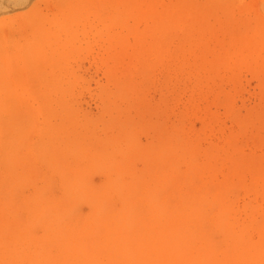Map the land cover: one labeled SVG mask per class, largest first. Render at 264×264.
<instances>
[{
    "label": "rangeland",
    "instance_id": "374dc122",
    "mask_svg": "<svg viewBox=\"0 0 264 264\" xmlns=\"http://www.w3.org/2000/svg\"><path fill=\"white\" fill-rule=\"evenodd\" d=\"M116 3L117 0H0V264H42V261L43 264L100 261H105L103 264L112 261L113 264H264V216H261L264 215V0H120ZM99 36L103 38L100 42ZM143 153L145 156L139 155ZM141 158L144 160L139 161ZM92 161L95 166L91 165ZM130 161L132 165H128ZM89 170L94 171L91 174ZM203 193L205 196L212 193L213 197H204ZM230 205L232 210L228 211ZM233 209L238 213H233ZM217 212L225 214L220 216ZM127 216L133 218L131 222ZM183 222L187 225H180ZM172 227L177 229L176 234ZM150 232L153 238L151 234L147 236ZM165 245L169 246L168 250ZM209 251L212 253L208 255Z\"/></svg>",
    "mask_w": 264,
    "mask_h": 264
},
{
    "label": "bare ground",
    "instance_id": "6f19581e",
    "mask_svg": "<svg viewBox=\"0 0 264 264\" xmlns=\"http://www.w3.org/2000/svg\"><path fill=\"white\" fill-rule=\"evenodd\" d=\"M118 1H120V0H117V3H116V4H118ZM112 5H113V4H112ZM144 6H145V5H144ZM185 6H186V5H185ZM111 7H112V6H111ZM220 7H221V6H220ZM218 9H219V7H218ZM224 9H225V8H224ZM227 9H228V8H227ZM227 9H226V11H227ZM106 10H107V9H106ZM219 10H220V9H219ZM214 11H215V10H214ZM222 11H223V10H222ZM220 12H221V10L219 11V13H220ZM212 13H213V11H212ZM212 13H211V14H212ZM118 14H119V13H118ZM222 14H223V13H222ZM222 14H221V15H222ZM231 14H232V13H231ZM231 14H230V15H231ZM235 14H236V13H235ZM235 14H234V17L237 16V15H235ZM105 15H107V14H105ZM116 15H117V14H116ZM119 15H120V14H119ZM227 15H228V14H227ZM230 15H229V16H230ZM214 16H215V15H214ZM243 16H244V15H243ZM246 16H247V14H246ZM118 17H119V16H118ZM198 17H199V16H198ZM215 17H218V16H215ZM226 17H227V16H226ZM231 17H233V16H230V18H231ZM237 17H240V16H237ZM221 18H222V17H221ZM230 18H229V19H230ZM199 19H200V17H199ZM209 19H210V18H209ZM209 19H208V20H209ZM236 19H237V18H236ZM244 19H246V18H244ZM218 20H219V19H218ZM226 20H227V19H226ZM230 20H231V19H230ZM86 21H87V20H86ZM211 21H212V20H211ZM224 21H225V20H224ZM239 21H240V20H239ZM129 22H130V21H129ZM222 22H223V21H221L220 23H222ZM235 22H236V21H235ZM58 23H60V22H57V24H58ZM116 23H117V22H116ZM208 23H209V22H208ZM216 23H217V22H216ZM220 23H219V24H220ZM94 24H95V23H94ZM214 24H215V23H214ZM219 24H218V25H219ZM243 24H244V23H243ZM218 25H217V26H218ZM93 26H94V25H93ZM102 26H103V25H102ZM222 26H223V25H222ZM222 26H221V27H222ZM58 27L60 28V26H58ZM58 27H57V28H58ZM146 27H147V26H146ZM221 27H220V28H221ZM234 27H235V25H234ZM70 28H71V27H70ZM133 28H134V27H133ZM207 28H208V27H207ZM217 28H219V27H217ZM237 28H238V27H237ZM52 29H53V28H52ZM102 29H103V28H102ZM117 29H118V28H117ZM222 29H223V27H222ZM224 29H225V28H224ZM224 29H223L222 31H224ZM57 30H58V29H57ZM74 30H75V29H74ZM208 30H209V29H208ZM51 31H52V30H51ZM94 31H95V30H94ZM142 31H143V30H142ZM249 31H250V29H249ZM58 32H59V31H58ZM58 32H57V33H58ZM60 32H62V30H60ZM73 32H76V31H73ZM101 32L103 33V30H101L100 33H101ZM220 32H221V30H220ZM57 33H55V34H57ZM129 33H130V32H129ZM63 34H64V33H63ZM70 34H72L71 31H70ZM93 34H94V32H93ZM141 34H142V33H141ZM225 34H226V33H225ZM74 36H75V35H74ZM74 36H72V37L74 38ZM86 36H87V35H86ZM72 37H71V38H72ZM75 37H76V36H75ZM100 37H101V36L98 37V38H99V42H100V39H103V38H100ZM62 38H63V37H62ZM69 38H70V37H69ZM112 38H113V37H112ZM214 38H215V37H214ZM220 38H221V37H220ZM76 39H77V38H76ZM153 39H154V38H153ZM161 39H162V38H161ZM161 39H160V40H161ZM90 40H91V39H89V42H90ZM225 40H226V39H225ZM227 40H228V39H227ZM64 41L66 42L65 39H64ZM73 41H74V40H73ZM91 41H92V40H91ZM130 41H131V40H130ZM93 42H94V41H93ZM59 43H60V42H59ZM103 43H105V42H103ZM119 43H120V42H119ZM90 44H92V43H90ZM106 44H107V43H106ZM106 44H105V45H106ZM124 44H125V43H124ZM211 44H212V43H211ZM92 45H93V44H92ZM117 45H118V44H117ZM226 45H227V44H226ZM106 46H108V45H106ZM110 46H111V45H110ZM121 46H122V45H121ZM89 47H91V45H90ZM102 47H103V46H102ZM86 48H87V47H86ZM217 48H218V47H217ZM87 49H89V48H87ZM105 49H106V47H105ZM109 49H110V48H109ZM134 49H135V48H134ZM134 49H133V50H134ZM95 50H96V49H95ZM71 51H72V50H71ZM88 51H89V50H88ZM107 51H108V50H107ZM142 51H143V50H142ZM105 53H106V51H105ZM147 53H148V52H147ZM93 54H94V53H93ZM95 54H96V53H95ZM95 54H94V55H95ZM90 55H91V54H90ZM120 55H121V54H120ZM153 55H154V54H153ZM103 56H105V55L103 54ZM180 56H181V55H180ZM125 57H126V56H125ZM129 58H130V57L128 56V60H129ZM163 58H164V57H163ZM115 59H116V58H115ZM151 60H152V56H151ZM95 61H96V60H95ZM119 62H120V61H119ZM125 62H126V61H124V63H125ZM114 63H115V62H114ZM117 63H118V61H117ZM132 63H133V62H132ZM118 64L120 65V63H118ZM118 64H117V65H118ZM130 65H131V64H130ZM153 67H154V66H153ZM124 68H125V65H124ZM109 69H110V68H109ZM119 69H120V68H119ZM135 69H136V68H135ZM239 69H240V68H239ZM140 70H141V69H140ZM107 71H108V69H107ZM116 71H117V70H116ZM118 71H119V70H118ZM125 71H127V70H125ZM125 73H128V72H125ZM125 73H124V74H125ZM118 74H119V73H118ZM122 74H123V73H122ZM137 74H138V73H137ZM139 74H140V73H139ZM139 74H138V76H139ZM220 74H221V73H220ZM115 75H116V74H115ZM117 76H118V75H117ZM123 76H124V75H123ZM134 76H135V75H134ZM120 77H121V76H120ZM124 77H125V76H124ZM128 77H129V76H128ZM115 78H116V77H115ZM136 78H137V77H136ZM136 78H135V82H136ZM137 80H138V78H137ZM215 80H216V78H215ZM215 80H214V81H215ZM133 82H134V80H133ZM131 83H132V81H131ZM215 83H216V81H215ZM263 85H264V84H263ZM134 86H137V85H134ZM76 91H77V90H76ZM74 92H75V91H74ZM74 94H75V93H74ZM101 104H102V102H101ZM105 114H106V113H105ZM106 115H107V114H106ZM206 115H207V113H206ZM232 115H233V114H232ZM204 116H205V115H204ZM207 116H208V115H207ZM125 117H126V116H125ZM106 119H107V118H106ZM126 120H127V119H126ZM123 121H124V120H123ZM122 123H123V122H122ZM122 123H121V125H123ZM126 123H127V122H126ZM130 123H131V122H130ZM258 123H259V122H258ZM256 124H257V123H256ZM251 125H252V124H251ZM251 125H250V126H251ZM124 126H125V125H124ZM130 126H131V124H130ZM256 126H257V125H256ZM99 127H101V126H99ZM121 127H122V126H121ZM121 127H120L121 130L124 129L123 127H122V128H121ZM125 128H126V126H125ZM128 128H129V127H128ZM128 128H127V129H128ZM250 128H251V127H250ZM113 129H114V128H113ZM127 129H126V130H127ZM248 129H249V128H248ZM120 132H121V131H120ZM126 132H127V131H126ZM205 133H206V132H205ZM210 133H212V131H211ZM99 134H100V133H99ZM102 134H103V133H102ZM115 134H116V133H115ZM133 134H134V133H133ZM124 135H125V131H124ZM210 135H212V134H210ZM101 136H102V135H101ZM208 136H209V135H208ZM239 136H240V135H239ZM102 137H103V136H102ZM129 137H131V136H129ZM229 137H230V136H229ZM94 138H96V137H94ZM107 138L109 139L108 136H107ZM122 138H123V137H122ZM127 138H128V137H127ZM133 138H134V136H133ZM133 138H132V140H134ZM96 139L98 140V137H97ZM96 139H95V140H96ZM129 139L131 140V138H129ZM135 139H136V138H135ZM242 139H243V138H242ZM93 140H94V139H93ZM97 140H96V141H97ZM111 140H112V138H111ZM123 140H124V139H123ZM137 140H138V139H136L135 141H137ZM235 140H236V139H235ZM237 140H238V139H237ZM239 140H240V139H239ZM251 140H252V139H251ZM102 141H103V140H102ZM109 141H110V140H109ZM118 141H119V139H118ZM123 142H124V141H123ZM223 142H224V141H223ZM238 142H239V141H238ZM252 142H254V140H252ZM78 143H79V142H78ZM103 143L105 144L104 141H103ZM109 143H110V142H109ZM121 143H122V142H121ZM134 143H135V142H134ZM185 143H186V142H185ZM100 144H101V139H100ZM106 144H107V143H106ZM115 144H116V142H115ZM117 144H118V142H117ZM123 144H124V143H123ZM126 144H127V143H126ZM126 144H124V145L126 146ZM129 144H130V143H129ZM167 144H168V143H167ZM181 144L183 145V143H181ZM181 144H180V145H181ZM242 144H244V143L242 142ZM92 145H93V144H92ZM107 145H110V144H107ZM113 145H114V144H113ZM120 145H121V144H120ZM131 145H132V144H131ZM175 145H176V144H175ZM184 145H185V144H184ZM192 145H193V143H192ZM100 146H101V145H100ZM115 146H116V145H115ZM122 146H123V145H122ZM122 146H121V147H122ZM129 146H130V145H129ZM164 146H165V145H164ZM169 146H173V145H170V144H169ZM169 146H168V147H169ZM177 146H178V145H177ZM185 146H186V145H185ZM193 146H194V145H193ZM254 146H255V145H254ZM92 147H93V146H92ZM95 147H97V146H95ZM102 147H103V146H102ZM102 147H101V148H102ZM121 147H120V148H121ZM123 147H124V146H123ZM126 147H128V145H127ZM181 147H182V146H181ZM181 147H177V148H181ZM183 147H184V146H183ZM183 147H182V148H183ZM232 147H233V146H232ZM234 147H235V146H234ZM87 148H88V147H87ZM97 148H99V147H97ZM101 148H100V149H101ZM114 148H115V147H114ZM117 148H118V147H117ZM117 148H116V149H117ZM132 148H133V146H132ZM134 148H135V147H134ZM134 148H133V149H134ZM163 148H164V147H162V149H163ZM170 148H171V147H170ZM177 148H176V149H177ZM193 148H194V147H193ZM235 148H236V147H235ZM238 148H239V145H238ZM238 148H237V149H238ZM244 148H245V147H244ZM262 148H263V147H261V149H262ZM21 149H22V147H21ZM94 149H95V148H94ZM121 149H122V148H121ZM125 149H126V148H125ZM127 149H128V148H127ZM130 149H131V148H130ZM183 149H184V148H183ZM219 149H221V147H220ZM225 149L228 150V148H225ZM73 150H74V149H73ZM73 150H72V151H73ZM97 150H98V149H97ZM101 150H102V149H101ZM104 150H105V149H104ZM104 150H103V151H104ZM122 150H123V149H122ZM128 150H129V149H128ZM173 150H174V149H173ZM229 150H230V149H229ZM229 150H228V151H229ZM232 150H233V148H232ZM235 150H236V149H235ZM235 150H234V151H235ZM245 150H246V149H245ZM255 150H256V149H255ZM110 151H111V150H110ZM116 151H117V150H116ZM131 151H132V150H131ZM135 151H136V152H137V151L139 152V149H138V150H135ZM135 151H134V153H136ZM160 151H161V150H160ZM192 151H193V149H192ZM192 151H191V152H192ZM212 151H213V150H212ZM215 151H216V149H215ZM222 151H223V149H222ZM237 151H238V150H237ZM243 151H244V150H243ZM74 152H75V151H74ZM74 152H73V153H74ZM92 152H93V151H92ZM97 152H98V151H96V154H97ZM114 152H115V151H114ZM118 152H119V151H118ZM158 152H159V151H158ZM163 152H164V151H163ZM167 152H168V151H167ZM170 152H171V150H170ZM181 152H182V151H181ZM183 152H184V150H183ZM185 152H186V150H185ZM219 152H220V151H219ZM255 152H256V151H255ZM18 153H20V152H18ZM18 153H17V154H18ZM109 153H110V152H109ZM124 153H125V152H124ZM124 153H122V154L124 155ZM130 153H131V152H130ZM130 153H129V154H130ZM132 153H133V152H132ZM132 153H131V154H132ZM140 153H141V152H140ZM153 153H154V152H153ZM161 153H162V152H161ZM161 153H160V154H161ZM165 153H166V152H164V154H165ZM197 153H198V152H197ZM212 153H214V152H212ZM224 153L227 154V151L225 150ZM60 154H61V153H60ZM87 154H88V153H87ZM106 154H107V153H106ZM127 154H128V153H127ZM131 154H130V155H131ZM157 154H158V153H157ZM157 154H156V155H157ZM171 154H173V153H171ZM195 154H196V153H195ZM214 154H215V153H214ZM219 154H220V153H219ZM234 154H235V153H234ZM18 155H19V154H18ZM72 155H73V154H72ZM103 155H105V154H103ZM114 155H115V154H114ZM118 155H119V153H118ZM118 155H117V156H118ZM120 155H121V154H120ZM123 155H122V156H123ZM139 155H144V156H145L144 153H143V154H139ZM139 155H138V156H139ZM149 155H150V154H149ZM152 155H153V154H152ZM154 155H155V154H154ZM156 155H155V156H156ZM161 155H162V154H161ZM168 155H169V152H168ZM191 155H192V153H191ZM191 155H190V157H191ZM208 155H209V154H208ZM68 156H69V155L67 154V157H68ZM111 156H113V155H111ZM122 156H120V157H122ZM127 156H128V155H127ZM144 156H142V157H144ZM173 156H174V154H173ZM177 156H178V155H177ZM180 156H181V155H180ZM193 156H194V154L192 155V157H193ZM217 156H219V155L217 154ZM224 156H225V155H224ZM228 156H229V153H228ZM48 157H49V156H48ZM58 157H60V156H58ZM61 157H62V155H61ZM103 157H104V156H103ZM106 157H107V156H106ZM113 157H114V156H113ZM113 157H111V158H113ZM115 157H116V156H115ZM123 157H124V156H123ZM132 157H133V156H132ZM160 157H161V156H160ZM187 157H188V156H187ZM209 157H211V156H209ZM212 157H213V156H212ZM219 157H220V156H219ZM233 157H234V156H233ZM235 157H236V156H235ZM92 158H93V157H92ZM133 158H134V157H133ZM137 158H138V157H137ZM154 158H155V157H153V159H154ZM169 158H170V156H169ZM169 158H168V159H169ZM171 158H172V156H171ZM173 158H174V157H173ZM176 158H177V157H176ZM178 158H179V157H178ZM178 158H177V159H178ZM181 158H182V157H180V160H181ZM230 158H231V157H230ZM230 158H229V159H230ZM101 159H102V157H101ZM105 159H106V158H105ZM105 159H104V160H105ZM107 159H108V157H107ZM127 159H128V158H127ZM163 159H164V158H163ZM168 159H167V160H168ZM187 159H188V158H187ZM217 159H218V158H217ZM217 159H216V160H217ZM245 159H246V158H245ZM245 159H244V160H245ZM61 160H62V159H61ZM70 160H71V157H70ZM93 160H94V159H93ZM111 160H112V159H111ZM130 160H131V158H130ZM132 160H133V162H134V161L136 160V158H135V160H134V159H132ZM141 160H144V159L141 158L139 161H141ZM145 160H146V158H145ZM147 160H148V159H147ZM183 160H186V159L183 158ZM216 160H215V161H216ZM219 160H220V159H219ZM55 161H56V160H55ZM55 161H54V163H56ZM71 161H72V160H71ZM105 161H106V160H105ZM125 161H126V160H125ZM125 161H124V162H125ZM139 161H138V162H139ZM165 161H166V160H165ZM193 161H194V160H193ZM211 161H212V160H211ZM220 161H221V160H220ZM222 161H223V159H222ZM225 161H226V160H225ZM229 161H230V160H229ZM233 161H234V160H233ZM18 162H19V161H18ZM60 162H61V161H60ZM63 162L66 163L65 161H63ZM69 162H70V161H69ZM111 162H113V161H111ZM133 162L130 161V163H128V165L131 164V163H133ZM136 162H137V161H136ZM143 162H145V161H143ZM163 162H164V161H163ZM168 162H169V161H168ZM175 162H176V161H175ZM185 162H186V161H185ZM43 163H44V162H43ZM50 163H51V162H50ZM67 163H68V162H67ZM67 163H66V164H67ZM72 163H73V162H72ZM83 163H84V162H83ZM94 163H95V162H94ZM94 163H93V161H92L91 165H93ZM101 163H102V162H101ZM101 163L98 164V165L100 166V168H101ZM105 163H107V162H105ZM105 163H104V164H105ZM116 163H117V162H116ZM134 163H135V162H134ZM151 163H152V162H151ZM165 163H166V162H165ZM165 163H164V164H165ZM194 163H195V162H194ZM217 163H218V161H217ZM217 163H216V164H217ZM223 163H225V162H223ZM229 163H231V162H229ZM57 164H58V162H57ZM79 164H80V163H79ZM88 164H90V163H88ZM104 164H103V166H106V165H104ZM178 164H179V162H178ZM219 164H220V162L218 163V165H219ZM221 164H222V163H221ZM232 164H233V163H232ZM232 164H231V165H232ZM21 165H23V164H21ZM21 165H18V166H20V168H21ZM45 165H46V164H45ZM59 165H60V164H59ZM61 165H62V164H61ZM69 165H70V164H69ZM109 165H110V166H109L108 168L110 169V168H111V163H110ZM114 165H115V164H114ZM114 165H112V166L114 167ZM119 165H120V164H119ZM131 165H132V164H131ZM171 165H172V164H171ZM184 165H185V164H184ZM218 165H217V166H218ZM30 166H32V165H30ZM36 166H37V165H35V167H36ZM54 166H55V165H54ZM70 166H71V165H70ZM70 166H69V167H70ZM77 166H78V165H77ZM93 166H95V165H93ZM93 166H92V167H93ZM107 166H108V165H107ZM151 166H152V165H151ZM151 166H150V167H151ZM178 166H179V165H177V168L180 169ZM217 166H216V168H218ZM46 167H47V165H46ZM67 167H68V166H67ZM84 167H85V166H84ZM84 167H83V168H84ZM88 167H89V166H88ZM132 167H133V166H131L130 168H132ZM219 167H220V166H219ZM228 167H229V166H228ZM237 167L240 168L239 165H238ZM237 167H236V168H237ZM25 168H26V166H25ZM25 168H24V169H25ZM36 168H38V167H36ZM52 168H53V167H52ZM64 168H65V166H64ZM76 168H77V167H76ZM100 168H99V169H100ZM106 168H107V167H106ZM106 168H105V169H106ZM134 168H135V167H133V169H134ZM147 168H148V167H147ZM174 168H175V167H174ZM181 168H182V167H181ZM183 168H184V167H183ZM185 168H186V167H185ZM190 168H192V167H190ZM236 168H235V169H236ZM238 168H237V169H238ZM22 169H23V168H22ZM27 169H28V168H27ZM27 169H26V170H27ZM29 169H30V168H29ZM57 169H58V167H57ZM70 169H71V168H70ZM79 169H80V168H79ZM89 169H90V168H89ZM94 169H95V168H94ZM122 169H123V168H122ZM136 169H137V168H136ZM198 169H199V167H198ZM212 169H213V168H211V170H212ZM53 170H54V169H52V171H53ZM65 170H66V168H65ZM68 170H69V168H68ZM68 170H67V171H68ZM95 170H96V169H95ZM110 170H111V169H110ZM110 170H107V171L109 172ZM129 170H130V169H129ZM131 170H132V169H131ZM134 170H135V169H134ZM147 170H148V169H147ZM172 170H173V169H172ZM172 170H171V171H172ZM215 170H216V169H215ZM219 170H221V168H220ZM222 170H223V169H222ZM18 171H19V170H18ZM32 171H34V169H31V172H32ZM38 171H39V170H38ZM40 171H41V169H40ZM56 171H57V170H56ZM61 171H62V170L60 169V172H61ZM75 171H76V170H75ZM89 171H91V170H89ZM93 171H94V170L91 171V174L93 173ZM100 171H101V170H100ZM102 171H103V170H102ZM137 171H138V170H137ZM137 171H136V172H137ZM173 171H174V170H173ZM173 171H172V172H173ZM176 171H177V170H176ZM179 171H180V170H179ZM194 171H195V170H194ZM194 171H193V172H194ZM196 171H197V170H196ZM199 171H200V170H199ZM234 171H235V170H234ZM96 172H97V170H96ZM98 172H99V171H98ZM104 172H105V171H104ZM108 172H107V173H108ZM168 172H169V171H168ZM190 172H191V171H190ZM190 172H189V173H190ZM19 173H20V171H19ZM27 173H28V172H27ZM41 173H42V172H41ZM69 173H70V172H69ZM79 173H80V172H79ZM79 173H78L77 175H79ZM82 173H83V171H82ZM132 173H133V171H132ZM137 173H138V172H137ZM179 173H180V172H179ZM195 173H196V172H195ZM206 173H207V172H206ZM20 174H21V173H20ZM45 174H46V173H45ZM45 174H44V175H45ZM60 174H61V173H60ZM84 174H85V173H84ZM86 174H87V173H86ZM89 174H90V173H89ZM111 174H112V172H111ZM115 174H116V173H115ZM134 174H135V171H134ZM134 174H133V175H134ZM150 174H151V173H150ZM170 174H171V173H170ZM172 174H174V173H172ZM181 174H182V172L180 173V175H181ZM186 174H188V173L186 172ZM196 174H197V173H196ZM198 174H199V173H198ZM208 174H210V173H207V175H208ZM62 175H63V174H62ZM104 175H105V174H104ZM113 175H114V174H113ZM156 175H157V174H156ZM156 175H154V176H156ZM175 175H177V174H175ZM211 175H212V174H211ZM224 175H225V174H224ZM19 176H20V175H19ZM35 176H36V175H35ZM64 176H65V175H64ZM107 176H108V175H107ZM109 176H110V175H109ZM177 176H178V175H177ZM184 176H185V175H184ZM196 176H197V175H196ZM225 176H226V175H225ZM27 177H28V176H27ZM45 177H46V179H47V176H45ZM62 177H63V176H62ZM72 177H73V176H72ZM78 177H79V176H78ZM83 177H85V176L83 175ZM113 177H114V176H113ZM118 177H119V176H118ZM138 177H139V176H138ZM149 177H150V176H149ZM164 177H165V176H164ZM169 177H170V175H169ZM180 177H182V176H180ZM191 177H192V176H191ZM204 177H205V176H204ZM204 177H202V179H203ZM208 177H209V176H208ZM68 178H69V177H68ZM73 178H74V177H73ZM75 178H76V177H75ZM108 178H109V177H108ZM116 178H117V177H116ZM119 178H120V177H119ZM182 178H183V177H182ZM184 178H185V177H184ZM206 178H207V176H206ZM77 179H78V178H77ZM88 179H89V178H88ZM167 179H168V177H167ZM175 179H177V178L175 177ZM215 179H216V178H215ZM56 180H57V179H56ZM63 180H65V178H64ZM66 180H67V178H66ZM70 180H71V178H70ZM75 180H76V179H75ZM79 180L81 181V179H79ZM79 180H76V181L80 182ZM83 180H84V179H83ZM83 180H82V181H83ZM124 180H125V179H124ZM129 180H130V179H129ZM131 180H132V175H131ZM147 180H148V179H147ZM154 180H155V179H154ZM163 180H164V179H163ZM173 180H174V179H173ZM177 180H178V179H177ZM184 180H185V179H184ZM190 180H192V178H191ZM190 180H189V181H190ZM213 180H214V179H213ZM67 181H68V182H71V181H69V180H67ZM76 181H74V184H75ZM107 181H108V180H107ZM109 181H111V180H109ZM112 181H113V180H112ZM118 181H119V180H118ZM139 181H140V179H139ZM144 181H145V180H144ZM181 181H182V180H181ZM57 182H58V181H57ZM63 182H64V181H63ZM84 182H85V181H84ZM87 182H88V181H87ZM158 182H159V181H158ZM187 182H188V181H187ZM191 182H192V181H190V184L192 185ZM194 182H195V181H194ZM194 182H193V184H194ZM198 182H199V180H198ZM201 182H202V181H201ZM201 182H200V183H201ZM211 182H212V181H211ZM40 183H41V182H40ZM43 183H45V182H43ZM43 183H42V184H43ZM48 183H49V182H48ZM165 183H167V182H165ZM179 183H180V182H179ZM200 183H199V184H200ZM205 183H208V182L205 181ZM209 183H210V182H209ZM209 183H208V185H210ZM235 183H236V181H235ZM248 183H249V182H248ZM59 184H60V183H59ZM74 184H73V185H74ZM113 184H114V183H113ZM150 184H151V183H150ZM159 184H160V183H159ZM221 184H222V183H221ZM221 184H220V185H221ZM224 184H225V183H224ZM37 185H38V184H37ZM61 185H62V183H61ZM63 185H64V184H63ZM67 185H68V183H67ZM77 185H79V184H77ZM82 185H83V182H82ZM107 185H108V184H107ZM107 185H106V186H107ZM118 185H119V184H118ZM118 185H117V187H118ZM148 185H149V183H148ZM167 185H169V184H167ZM177 185H179V184H177ZM197 185H198V184H197ZM200 185H202V183H201ZM233 185H234V184H233ZM39 186H40V185H39ZM46 186H47V185H46ZM69 186H70V185H69ZM69 186H68V187H69ZM74 186H75V185H74ZM80 186H81V184H80ZM80 186H79V187H80ZM83 186H84V185H83ZM86 186H87V185H86ZM86 186H84V187H86ZM108 186H109V185H108ZM108 186H107V187H108ZM113 186H115V185H113ZM146 186H147V185H146ZM146 186H144V187H146ZM157 186H159V185H157ZM164 186H165V185H164ZM193 186L195 187L196 184L193 185ZM202 186H203V185H202ZM202 186H201V187H202ZM210 186H211V185H210ZM212 186H213V185H212ZM61 187H62V186H61ZM77 187H78V186H77ZM103 187H104V186H103ZM111 187H112V185H111ZM148 187H149V186H148ZM154 187H155V186H154ZM160 187H161V186H160ZM166 187H167V186H166ZM178 187H179V186H178ZM180 187H181V185H180ZM194 187H193V188H194ZM213 187H214V186H213ZM232 187H233V186H231V188H232ZM56 188H57V187H56ZM59 188H60V187H59ZM63 188H65V187H63ZM70 188H71V187H70ZM146 188H147V187H146ZM216 188H217V187H216ZM241 188H242V187H241ZM33 189H34V188H33ZM35 189H36V188H35ZM80 189H81V188H80ZM86 189H87V188H86ZM106 189H107V188H106ZM106 189H105V190H106ZM110 189H111V188H110ZM117 189H118V188H117ZM120 189H121V187H120ZM122 189H124L123 186H122ZM147 189H148V188H147ZM183 189H184V188H183ZM183 189L181 188V191H182ZM195 189H197V187H196ZM203 189H204V188H203ZM232 189H233V188H232ZM242 189H243V188H242ZM58 190H59V189H58ZM58 190H57V191H58ZM74 190H75V189H74ZM74 190H73V191H74ZM84 190H85V189H84ZM111 190H112V189H111ZM114 190H115V188H114ZM124 190H126V188H125ZM124 190H123V192H124ZM193 190H194V189H193ZM200 190H201V189H200ZM212 190H213V188H212ZM215 190H216V189H215ZM248 190H249V189H248ZM248 190H246V191H248ZM250 190H251V189H250ZM91 191H92V190H91ZM112 191H113V190H112ZM156 191H157V190H156ZM181 191H179V192H181ZM85 192H86V190H85ZM87 192H88V191H87ZM89 192H90V191H89ZM109 192H110V191H109ZM116 192H117V191H116ZM179 192H178V193H179ZM193 192H194V191H193ZM195 192H196V191H195ZM200 192H201V191H200ZM200 192H199V193H200ZM207 192H208V190H206L205 193H207ZM235 192H236V191H235ZM73 193H74V192H73ZM112 193L114 194L115 192H112ZM124 193H127V192H124ZM153 193H155V192H153ZM205 193H203V195H204ZM213 193H214V190H213ZM215 193H216V192H215ZM245 193H246V192H245ZM248 193H249V192H248ZM250 193H252V192H250ZM48 194H49V193H48ZM62 194H63V191H62ZM74 194H75V193H74ZM91 194H92V193H91ZM104 194H105V193H104ZM113 194H112V195H113ZM128 194H129V193H128ZM144 194H145V193H144ZM147 194H149V193H147ZM180 194H181V193H180ZM184 194H185V192H184ZM200 194H201V193H200ZM211 194H212V193H210L209 195L212 196ZM216 194H217V193H216ZM232 194H233V193H232ZM243 194H244V193H243ZM53 195H54V194H53ZM105 195H106V194H105ZM192 195H193V194H192ZM209 195H207V196H209ZM217 195H218V194H217ZM221 195H222V193H221ZM224 195H228V194H224ZM244 195H245V194H244ZM259 195H260V194H259ZM259 195H258V197H260ZM30 196H31V195H30ZM89 196H90V194H89ZM110 196H111V194H110ZM110 196H109V198H110ZM129 196H130V195H129ZM153 196H155V195H153ZM193 196H195V195H193ZM196 196H198V195H196ZM207 196L204 195V197H207ZM240 196H242V195H240ZM252 196H253V195H252ZM46 197H47V196H46ZM64 197H65V196H64ZM100 197H102V196H100ZM107 197H108V196H107ZM113 197H114V196H113ZM133 197H134V196H133ZM212 197H213V196H212ZM217 197H218V196H217ZM222 197H223V196H222ZM232 197H233V196H232ZM236 197H237V195H236ZM248 197H249V196H248ZM255 197H256V196H255ZM104 198L106 199V197H104ZM109 198H108L107 200H109ZM125 198H126V197H125ZM127 198H128V196H127ZM145 198H146V197H145ZM147 198H149V195H148ZM153 198H154V197H153ZM210 198H211V197H210ZM218 198H219V197H218ZM238 198H239V196H238ZM244 198H245V196H244ZM244 198H242V199H244ZM60 199H61V198H60ZM86 199H87V198H86ZM102 199H103V198H102ZM139 199H141V198H139ZM151 199H152V198H151ZM172 199H173V198H172ZM178 199H182V198H180V196H179ZM225 199H226V198H225ZM233 199H234V197H233ZM248 199H249V198H248ZM252 199H253V198H252ZM261 199H262V198H261ZM27 200H28V199H27ZM107 200H106L105 202H107ZM114 200H115V199H114ZM148 200H149V199H148ZM153 200H154V199H153ZM153 200H150V201H153ZM159 200H160V199H159ZM159 200H158V201H159ZM184 200H185V199H184ZM184 200H181V202H182V201L184 202ZM199 200H200V198H198V201H199ZM205 200H206V199H205ZM209 200H210V199H209ZM209 200H208V201H209ZM211 200H212V199H211ZM214 200H216V198H215ZM218 200H219V199H218ZM221 200H222V199H221ZM223 200H224V199H223ZM236 200H237V199H236ZM86 201H87V200H86ZM109 201H110V200H109ZM119 201H120V199H119ZM122 201H123V200H122ZM127 201H128V199H127ZM186 201H187V200H186ZM198 201H197V202H198ZM232 201H234V200H232ZM256 201H258V200H256ZM139 202H140V201H139ZM202 202H204V200H202ZM206 202H207V201H206ZM206 202H204V203L206 204ZM210 202H211V201H210ZM212 202H213V201H212ZM219 202H220V200H219ZM235 202H236V201H235ZM238 202H240V201H238ZM242 202H243V201H242ZM31 203H32V202H31ZM61 203H62V202H61ZM91 203H92V202H91ZM91 203L89 202L90 205H91ZM112 203H113V202H112ZM120 203H121V202H120ZM128 203H129V202H128ZM143 203H144V202H142V205H143ZM146 203H147V202H146ZM217 203H218V201H217ZM228 203H230V202H228ZM228 203H227V204H228ZM233 203H234V202H233ZM249 203H250V200H249ZM253 203H254V202H253ZM257 203H258V202H257ZM114 204H115V201H114ZM116 204H117V201H116ZM183 204H184V203H183ZM207 204H208V202H207ZM235 204H238V203H235ZM84 205H85V204H84ZM90 205H89V206H90ZM133 205H134V204H133ZM170 205H171V204H170ZM194 205H195V204H194ZM194 205H193V206H194ZM240 205H241V204H240ZM244 205H245V204H244ZM246 205H248V204H246ZM32 206H33V205H32ZM86 206H87V205H86ZM106 206H107V205H106ZM115 206H116V205H115ZM180 206H181V204H180ZM201 206H202V205H201ZM201 206H199V207H201ZM206 206H207V205H206ZM212 206H213V203L211 204V207H212ZM224 206H225V205H224ZM227 206H228V205H227ZM233 206H236V205H233ZM252 206H253V205H252ZM252 206H251V207H252ZM254 206H255V205H254ZM95 207H96V206H95ZM98 207H99V206H98ZM128 207H130V206H128ZM152 207H153V206H152ZM185 207H188L187 204H186ZM191 207H192V206H191ZM195 207H196V206H195ZM202 207H203V206H202ZM231 207H232V205H230V208H231ZM242 207H243V206H242ZM247 207H248V206H247ZM92 208H93V206H92ZM92 208H90V209H92ZM122 208H123V207H122ZM140 208H141V207H140ZM140 208H139V209H140ZM181 208H182V207H181ZM183 208H184V206H183ZM189 208H190V206H189ZM249 208H250V206H249ZM249 208H247V210H248ZM258 208H259V207H258ZM96 209L99 210L100 208H99V209L96 208ZM146 209H148V208H146ZM184 209H185V208H184ZM194 209H195V208H194ZM194 209H192V211H193ZM198 209H199V208H198ZM202 209H204V208H202ZM202 209H201V210L199 209V210L202 211ZM223 209H224V207H223ZM223 209H222V210H223ZM234 209L236 210L237 207L234 208ZM234 209H233V213L235 212ZM243 209H244V208H243ZM243 209H242V211H243ZM39 210H40V209H39ZM97 210H95V211H97ZM105 210H106V208H105ZM108 210H109V209H108ZM110 210H111V209H110ZM127 210H128V208H127ZM189 210H190V209H189ZM196 210H197V209H196ZM204 210H205V209H204ZM213 210H215V209H213ZM224 210H225V209H224ZM224 210H223V212H225ZM226 210H227V209H226ZM230 210H232V208L229 209L228 211H230ZM240 210H241V208H240ZM100 211H101V209H100ZM103 211H104V210H103ZM103 211H101V212H102V213H105V212H106V211H104V212H103ZM133 211H134V210H133ZM147 211H148V210H147ZM154 211H155V210H154ZM187 211H188V210H187ZM194 211H195V210H194ZM205 211H206V210H205ZM211 211H212V209H209V212H211ZM220 211H221V210H219L218 212H220ZM237 211H238V209H237ZM237 211H236V212H237ZM93 212H94V211H93ZM107 212H109V211H107ZM122 212H123V211H122ZM139 212H140V211H139ZM141 212H142V211H141ZM190 212H191V211H190ZM207 212H208V211H207ZM218 212L216 213L217 215L219 214ZM231 212H232V211H231ZM236 212H235V213H236ZM239 212H241V211H239ZM247 212H248V211H247ZM81 213H82V212H81ZM90 213H91V211H90ZM96 213L98 214V212H96ZM102 213H101V214H102ZM116 213H117V212H116ZM195 213H196V211H195ZM195 213H194V214H195ZM198 213L200 214V212H198ZM237 213H238V212H237ZM242 213H243V212H242ZM253 213H255V212L253 211ZM99 214H100V213H99ZM123 214H124V213H123ZM125 214H126V213H125ZM135 214H136V213H135ZM141 214H142V213H141ZM188 214H189V213H188ZM188 214H187V215H188ZM212 214H213V213H212ZM224 214H225V213H224ZM224 214H222V215H224ZM229 214H230V213H229ZM243 214H244V213H243ZM258 214L260 215V213H258ZM84 215H85V214H84ZM87 215H88V214H87ZM106 215H107V214H106ZM118 215H119V213H118ZM136 215H138V214H136ZM139 215H140V214H139ZM149 215H150V214H149ZM190 215H191V214H190ZM200 215H201V214H200ZM200 215H198V216L196 217V219H199V216H200ZM217 215H216L215 217H217ZM219 215L222 216L221 214H219ZM227 215H228V212H227ZM227 215H225V216H227ZM230 215H232V214H230ZM239 215H240V214H239ZM239 215H238V217H239ZM247 215H249V214L247 213ZM96 216H97V215H96ZM96 216H94V217H96ZM98 216H100V215H98ZM98 216H97V218H98ZM109 216H111V215H109ZM109 216H108V217H109ZM123 216H125V215H123ZM143 216H144V215H143ZM151 216H152V215H151ZM151 216H149V217H151ZM153 216H154V215H153ZM176 216H177V215H176ZM183 216H184V215H182V217H183ZM195 216H196V215H195ZM201 216H202V215H201ZM205 216H206V215H205ZM205 216H204V217H205ZM234 216H235V215H234ZM261 216L263 217L264 215H261ZM50 217H52V216H50ZM106 217H107V216H106ZM185 217H186V220H187V216H185ZM211 217H213V216L211 215ZM254 217H255V216H254ZM52 218L54 219V216H53ZM91 218H93V216H92ZM99 218H101V217H99ZM99 218H98V219H99ZM104 218H105V217H104ZM126 218H128V216H127ZM129 218H130V216H129ZM129 218H128V219H129ZM161 218H162V217H161ZM168 218H170V217H168ZM172 218H173V216H172ZM179 218H180V215H179ZM190 218H191L190 220H192V216H191ZM222 218H223V217H222ZM222 218H220V219L223 220ZM243 218H244V217H243ZM246 218H247V216H246ZM248 218H249V217H248ZM72 219H73V217H72ZM89 219H90V218H89ZM94 219H96V218H94ZM94 219H93V220H94ZM110 219H111V218H110ZM112 219L114 220V218H112ZM132 219H133V218L129 219V221L132 220ZM147 219H148V218H147ZM159 219H160V217H159ZM170 219H171V218H170ZM176 219H177V218H176ZM180 219H181V218H180ZM180 219H179V220H180ZM194 219H195V217H194ZM196 219H195V220H196ZM201 219H202V218H201ZM220 219H219V220H220ZM225 219H226V218H225ZM250 219H251V218H250ZM250 219H249V221L253 220V219H251V220H250ZM263 219H264V218H263ZM73 220H74V219H73ZM84 220H87V219H84ZM84 220H83V221H84ZM90 220H91V219H90ZM93 220H91V221H93ZM100 220H101V219H100ZM123 220H124V219H123ZM153 220H154V219H153ZM155 220H156V219H155ZM179 220H178V221H179ZM182 220H184V219H181V221H182ZM190 220H188V221H189V223L191 224ZM202 220H203V219H202ZM217 220H218V218H217ZM53 221H54V220H53ZM70 221H71V219H70ZM88 221H89V220H88ZM129 221H128V222H129ZM147 221H148V220H147ZM151 221H152V220H151ZM151 221H150V222L148 221L149 224H151ZM161 221H162V220H160V222H159V220H158L157 222L161 223ZM164 221H166V219H164ZM169 221H172V220H168V222H169ZM174 221H175V220H174ZM174 221H173V222H174ZM224 221H225V220H224ZM246 221H247V220H246ZM256 221H257V220H256ZM96 222L98 223V221H96ZM96 222H94V224H96ZM100 222H101V221H100ZM105 222H106V221H105ZM110 222H111V221H110ZM112 222H114V221H112ZM130 222H131V221H130ZM133 222H134V221H132V223H133ZM137 222H139V219H138ZM137 222H135V223H137ZM162 222H163V221H162ZM166 222H167V221H166ZM179 222H180V221H179ZM192 222H193V221H192ZM194 222L196 223V221H194ZM214 222H215V221H214ZM217 222H218V221H217ZM217 222H215V223H217ZM225 222H226V221H225ZM227 222H228V220H227ZM241 222H243V221H241ZM46 223H47V222H46ZM53 223H54V222H53ZM86 223H87V222H86ZM115 223H116V222H115ZM120 223H121V222H120ZM120 223H119V224H120ZM124 223H125V222H124ZM126 223H127V222H126ZM144 223H145V222H144ZM163 223H164V222H163ZM170 223H172V222H170ZM187 223H188V222H187ZM198 223H199V222H198ZM202 223H207V222H202ZM243 223H245V222H243ZM249 223H250V222H249ZM249 223H248V226H249ZM70 224H71V223H70ZM73 224H74V223H73ZM76 224H77V223H76ZM101 224H102V223H101ZM110 224H111V223H110ZM110 224H109V226H110ZM127 224H128V223H127ZM147 224H148V223H146V225H147ZM152 224H153V221H152ZM157 224H158V223H157ZM183 224H184V222H183L182 224L180 223V225H182V226H183ZM209 224H210V223H209ZM229 224H230V223H228V225H229ZM250 224H251V223H250ZM256 224H257V222H256ZM55 225H56V224H55ZM84 225H85V224H84ZM98 225H99V223H98ZM105 225H106V224H105ZM128 225H129V224H128ZM135 225H137V224H135ZM168 225H169V223H168ZM174 225H175V224H174ZM176 225L179 226V224H176ZM176 225H175V226H176ZM184 225H187V224H184ZM200 225H201V223H200ZM218 225H219V223H218ZM220 225H221V224H220ZM21 226H22V223H21ZM88 226H89V225H88ZM88 226H87V227H88ZM102 226H103V224H102ZM107 226H108V225H107ZM122 226H123V225H122ZM159 226H161V225H159ZM162 226H163V225H162ZM209 226H210V225H209ZM237 226H238V225H237ZM243 226H244V225H243ZM248 226H247V229H249ZM255 226H256V225H255ZM72 227H73V225H72ZM83 227H84V226H83ZM115 227H116V225H115ZM118 227H119V225H118ZM124 227H125V226H124ZM140 227H141V226H140ZM140 227L138 226L139 230H140ZM144 227H145V226H144ZM157 227H158V226H157ZM189 227H190V226H189ZM194 227H195V224H194ZM196 227H197V226H196ZM218 227L220 228V226H218ZM221 227H222V226H221ZM235 227H236V226H235ZM235 227H234V228H235ZM260 227L262 228V224H261ZM69 228H70V227H69ZM77 228H78V227H77ZM89 228H92L91 225H90ZM98 228H100V225H99ZM109 228H110V227H109ZM109 228H108V229H109ZM113 228H114V227H113ZM122 228H123V227H122ZM125 228H126V227H125ZM125 228H124V230H125ZM129 228H130V226H129ZM131 228H132V226H131ZM147 228H148V227H147ZM169 228H170V227H169ZM169 228H168V230H169ZM179 228H180V227H179ZM179 228H178V229H179ZM186 228H187V227H186ZM226 228H227V227L225 226V229H226ZM232 228H233V227H232ZM232 228H230V229H232ZM243 228H246V227H243ZM256 228H257V230H258L259 226H257ZM66 229H67V228H66ZM84 229H87V231H89L88 228H84ZM110 229H112V228H110ZM132 229H133V228H132ZM144 229H145V228H144ZM158 229H159V228H158ZM180 229H181V228H180ZM211 229H212V228H211ZM216 229H217V228H216ZM221 229H222V228H221ZM237 229H239V228H237ZM70 230L72 231V229H70ZM78 230H79V229H78ZM81 230H82V229H81ZM98 230H99V229H98ZM114 230H115V229H114ZM116 230H118V229H116ZM119 230H120V229H119ZM135 230L137 231V228H136V227H135ZM141 230H142V229H141ZM147 230H148V229H147ZM170 230H171V228H170ZM170 230H169V231H170ZM172 230H174L173 227H172ZM212 230H213V229H212ZM235 230H236V229H235ZM35 231H36V230H35ZM37 231H38V230H37ZM42 231H43V228H42ZM75 231H76V230H75ZM104 231H105V230H104ZM104 231L101 232V233L103 234ZM110 231H111V230H109V232H110ZM184 231H185V229H184ZM219 231H220V230H219ZM232 231H233V230H232ZM238 231H240V230H238ZM250 231H251V229H250ZM250 231H249V232H250ZM262 231H263V230H262ZM78 232H80V231H78ZM82 232H83V230H82ZM97 232H98V231H97ZM99 232H100V230H99ZM112 232H114V231H111V234H113ZM116 232H117V231H116ZM118 232H120V231H118ZM118 232H117V233H118ZM126 232H128V231H126ZM151 232H152V231H151ZM151 232H150L149 235H147V236L150 237ZM159 232H160V230H159ZM172 232H174V233L177 232V229H176V231L174 230V231H172ZM178 232H180V230H178ZM220 232H221V231H220ZM240 232H241V231H240ZM242 232H244V229H243ZM246 232H247V230H246ZM246 232H245V233H246ZM257 232H258V231H257ZM92 233H93V232H91V234H92ZM101 233H100V234H101ZM136 233H138V232H136ZM141 233H142V232H141ZM141 233H140V234H141ZM146 233H147V232H146ZM146 233H145V234H146ZM155 233H156V232H155ZM157 233H158V232H157ZM192 233H193V232H191L190 234H192ZM212 233H214V232H211V234H212ZM225 233H226V232H225ZM225 233H224V234H225ZM56 234H57V233H56ZM58 234L60 235V232H59ZM61 234H62V233H61ZM131 234H132V232H131ZM162 234H163V233H161L160 235H162ZM168 234H169V235H168V236H169L168 238L170 239V238H171V237H170L171 231H170ZM175 234H176V233H175ZM177 234H179V233H177ZM214 234H215V233H214ZM220 234H221V233H220ZM247 234H248V233H247ZM263 234H264V233H263ZM20 235H21V234H20ZM37 235H38V234H37ZM39 235H40V234H39ZM62 235H63V237L65 236V234H62ZM72 235H73V234H72ZM72 235H71V237H72ZM77 235H78V234H77ZM77 235H76V236H77ZM82 235H83V233H82ZM97 235H98V234H97ZM97 235H96V237H97ZM129 235H130V234H129ZM143 235H144V234H143ZM143 235H142V236H143ZM151 235H152V234H151ZM153 235H154V234H153ZM153 235H152V238H153ZM173 235H174V234H173ZM242 235H243V233H242ZM245 235H246V234H245ZM48 236H50V235H48ZM89 236H90V235H89ZM101 236H102V235H101ZM122 236H123V235H122ZM133 236H134V235H133ZM144 236H145V235H144ZM158 236H159V234H158ZM163 236H164V235H163ZM165 236H167V235H165ZM175 236H176V235H175ZM178 236H179V235H177V237H178ZM180 236H181V235H180ZM209 236H210V235H209ZM246 236H248V235H246ZM263 236H264V235H263ZM263 236H262V237H263ZM54 237H55V236H54ZM60 237H62V236H60ZM68 237H69V235H68ZM79 237H80V236H79ZM81 237H82V236H81ZM83 237H84V235H83ZM87 237H88V236H87ZM114 237H116V236L114 235ZM139 237H140V235H139ZM155 237H156V236H155ZM155 237H154V239H155ZM189 237H191V236H189ZM202 237H203V236H202ZM202 237H201V239H202ZM205 237H206V236H205ZM224 237H225V236H223V238H224ZM243 237H245V236H243ZM243 237H242V238H243ZM258 237H259V236H258ZM260 237H261V236H260ZM262 237H261V238H262ZM65 238H66V237H65ZM142 238H143V237H142ZM158 238H159V237H158ZM178 238H180V237H178ZM203 238H204V237H203ZM61 239H63V238H61ZM61 239H60V241L65 242L64 240H61ZM71 239H72V238H70V240H71ZM95 239H96V238H95ZM99 239H100V238H98V240H99ZM111 239H112V237H111ZM123 239H124V238H123ZM128 239L131 240V238H128ZM161 239H162V238H161ZM169 239H168V240H169ZM235 239H236V238H235ZM235 239H234V240H235ZM248 239H249V238H248ZM250 239H251V238H250ZM255 239H256V237H255ZM21 240H22V238H21ZM23 240H24V238H23ZM52 240H53V239H52ZM52 240H51V241H52ZM55 240H56V239H55ZM68 240H69V239H68ZM68 240L66 239L67 242H68ZM73 240H74V239H73ZM75 240L77 241V238H76ZM87 240H89V239H87ZM87 240H86V241H87ZM124 240H125V239H124ZM135 240H136V238H135ZM141 240H142V239H141ZM159 240H160V239H159ZM187 240H188V239H187ZM192 240H193V239H192ZM204 240H205V239H204ZM251 240H252V239H251ZM27 241H28V240H27ZM35 241H36V240H35ZM57 241H58V240H57ZM79 241H81V240H79ZM83 241L85 242V240H83ZM83 241H82V243H83ZM91 241H92V240H90V242H91ZM96 241H97V240H96ZM112 241H113V239H112ZM127 241H128V240H127ZM133 241H134V240H133ZM165 241H167V240H165ZM185 241H186V240H185ZM185 241H184V243H185ZM199 241H200V239H199ZM202 241H203V240H202ZM232 241H233V240H232ZM245 241H246V239H245ZM263 241H264V240H263ZM263 241H262V242H263ZM22 242H23V241H22ZM41 242H42V241H41ZM43 242H44V241H43ZM46 242H47V241H46ZM70 242H72V241H70ZM70 242H69V243H70ZM104 242H105V240H104ZM136 242H138V240L135 241V244H136ZM141 242H142V241H141ZM172 242H173V241H172ZM177 242H178V241H177ZM177 242H176V243H177ZM190 242H191V240H190ZM190 242H189V243H190ZM195 242H197V241H194V243H195ZM223 242H224V241H223ZM227 242H228V241H227ZM234 242H235V241H234ZM248 242H249V240H248ZM37 243H38V242H37ZM37 243H36V245H37ZM39 243H40V241H39ZM53 243H55V242H53ZM82 243H81V247H82ZM87 243H88V242H87ZM94 243H95V242H94ZM102 243H103V241H102ZM106 243H107V242H106ZM130 243H131V241H130ZM167 243L169 244V241H168ZM173 243H175V242H173ZM197 243H198V242H197ZM202 243H203V242H202ZM206 243H207V242H206ZM228 243H229V242H228ZM235 243H236V242H235ZM239 243H240V242H239ZM244 243H245V242H244ZM256 243H257V242H256ZM27 244H29V242H27ZM30 244H31V243H30ZM33 244H35V243L33 242ZM56 244H57V243H56ZM58 244H59V241H58ZM63 244H65V243H63ZM63 244H62V245H63ZM79 244H80V243H79ZM92 244H93V243H92ZM99 244H100V243H99ZM148 244H149V243H148ZM161 244H163V243L161 242ZM185 244H186V243H185ZM18 245H19V244H18ZM20 245H21V244H20ZM22 245H24V244H22ZM53 245H55V244H53ZM59 245H60V244H59ZM93 245H95V244H93ZM101 245H102V244H101ZM101 245H100V246H101ZM108 245H109V244H108ZM131 245H133V244H131ZM141 245H142V244H140V246H141ZM150 245H151V244H150ZM173 245H174V244H173ZM183 245H184V244H183ZM234 245H235V244H234ZM244 245H245V244H243L242 246H244ZM251 245H252V242H251ZM251 245H249V246L251 247ZM254 245H255V243H254ZM254 245H253V246H254ZM55 246H56V245H55ZM66 246H67V245L65 244V247H66ZM68 246H69V245H68ZM76 246H77V245H76ZM85 246H86V245H85ZM85 246H84V247H85ZM110 246H111V245H110ZM152 246H153V245H152ZM165 246H166V248H167V245H165ZM170 246H172V244H171ZM199 246H200V245H199ZM201 246H202V245H201ZM205 246H206V245H205ZM208 246H209V245H208ZM240 246H241V245H240ZM245 246H246V245H245ZM247 246H248V244H247ZM247 246H246V248H247ZM249 246H248V247H249ZM258 246H259V245H258ZM260 246H262V245H260ZM28 247H29V246H28ZM57 247H58V246H57ZM72 247H73V246H72ZM74 247H75V246H74ZM81 247H80V248H81ZM89 247H90V246H89ZM104 247H105V245H104ZM107 247H108V246H107ZM128 247H129V245H128ZM146 247H148V246H146ZM158 247H159V246H158ZM176 247L179 248V246H176ZM202 247H204V246H202ZM202 247H201V248H202ZM229 247H232V245L229 246ZM233 247H234V246H233ZM33 248H34V246H33ZM58 248H60V247H58ZM61 248H62V247H61ZM80 248H78V249H80ZM98 248L100 249L99 246H98ZM109 248H110V247H109ZM136 248H137V247H136ZM149 248H150V247H149ZM168 248H169V246H168ZM168 248H167V250H168ZM191 248H192V247H191ZM239 248H240V247H239ZM31 249H32V248H31ZM40 249H41V248H39V252H40ZM68 249H69V248H68ZM84 249H85V248H84ZM86 249H87V248H86ZM86 249H85V250H86ZM90 249H91V248H90ZM96 249H97V248H96ZM110 249H111V248H110ZM118 249H119V248H118ZM128 249H129V248H128ZM128 249H127V250H128ZM131 249H132V248H130V250H131ZM199 249H200V248H199ZM199 249H197L198 252H200ZM205 249H206V248H205ZM208 249H209V248H208ZM221 249H222V247H221ZM234 249H235V248H232V250H234ZM236 249H238L237 246H236ZM248 249L250 250L251 248H248ZM25 250H26V249H25ZM58 250H59V251H63L62 249H58ZM71 250H72V249H71ZM85 250H84V251H85ZM100 250H101V249H100ZM102 250H105V248L102 249ZM106 250H108V249H106ZM113 250H114V249H112V251H113ZM119 250H120V249H119ZM123 250H124V247H123ZM139 250H140V249H139ZM152 250H154V249H152ZM197 250H196V251H197ZM200 250H201V249H200ZM227 250H228V249H227ZM230 250H231V249H230ZM232 250H231V251H232ZM51 251H52V250H51ZM64 251H66V250H64ZM68 251H69V250H68ZM72 251H73V250H72ZM82 251H83V250H82ZM110 251H111V250H110ZM128 251H129V250H128ZM148 251H149V250H148ZM155 251H156V250H155ZM165 251H166V250H164L163 253H164ZM171 251H172V249H171ZM173 251H174V250H173ZM179 251H181V250H179ZM238 251H239V250H238ZM244 251H245V250H244ZM246 251H247V250H246ZM250 251H251V250H250ZM250 251H249V252H250ZM257 251H258V249H257ZM80 252H81V251H80ZM80 252H79V253H80ZM93 252H95V249H94ZM107 252H109V250H108ZM126 252H127V251H126ZM139 252H140V251H139ZM159 252H160V251H159ZM194 252H195V251H194ZM241 252H242V251H241ZM241 252H237V253H241ZM259 252H260V251H259ZM68 253H69V252H68ZM81 253H82V252H81ZM90 253H91V252H90ZM105 253H106V252H105ZM112 253H113V252H112ZM119 253H121V252H119ZM127 253H130V251L127 252ZM152 253H153V251H152ZM176 253H177V251H176ZM190 253H191V252H190ZM195 253H197V252H195ZM202 253H203V252H202ZM210 253H212V251H209V252H208V255H209ZM221 253H222V252H221ZM233 253H235V252H233ZM55 254H59V253H55ZM73 254H74V253H73ZM86 254H87V253H86ZM93 254H94V253H93ZM153 254H154V253H153ZM161 254H162V251H161ZM165 254H167V253H165ZM182 254H183V253H182ZM206 254H207V253H206ZM241 254H243V253H241ZM246 254H247V253H246ZM253 254H254V253H253ZM253 254H251V255H253ZM65 255L67 256V253H65ZM97 255H99V254L97 253ZM115 255H116V252H115ZM125 255H126V254H125ZM141 255H142V254H141ZM147 255H149V252H148ZM154 255H155V254H154ZM175 255H176V254H175ZM175 255H174V256H175ZM200 255H202V254L200 253ZM211 255H212V254H211ZM213 255H214V254H213ZM213 255H212V256H213ZM234 255H235V254H234ZM249 255H250V254H249ZM249 255H248V256H249ZM45 256H46V255H45ZM70 256H71V255H70ZM70 256H69V257H70ZM85 256H86V255H84V257H85ZM95 256H96V255H95ZM95 256H94V258H95ZM99 256H100V255H99ZM108 256H109V255H108ZM127 256H128V255H126V257H127ZM130 256H131V255H130ZM139 256H140V255H139ZM142 256H143V255H142ZM158 256H159V255H158ZM162 256H163V255H162ZM196 256H197V254H196ZM202 256H203V255H202ZM202 256H201V257H202ZM230 256H231V255H230ZM239 256H240V254L238 255V257H239ZM242 256H243V255H242ZM248 256H247V257H248ZM52 257H53V256H52ZM72 257H73V256H72ZM96 257H97V256H96ZM111 257H112V256H111ZM117 257H118V255H117ZM122 257H123V256H122ZM128 257H129V256H128ZM140 257H141V256H140ZM150 257H151V256H150ZM201 257H199V258H201ZM236 257H237V256H236ZM244 257H245V256H244ZM247 257H246V258H247ZM254 257H255V256H254ZM66 258H67V257H66ZM85 258H86V257H85ZM113 258L116 259V256H114ZM113 258H112L111 260H113ZM132 258H133V257H132ZM159 258H160V257H159ZM163 258H164V257H163ZM165 258H167V257H165ZM208 258H209L208 256H207V258H205L206 261H208ZM216 258H217V256H216ZM216 258H215V259H216ZM218 258H219V256H218ZM231 258H232V257H231ZM231 258H230V259H231ZM233 258H234V257H233ZM89 259H91V258L89 257ZM97 259H98V257H97ZM97 259L95 258V260H97ZM99 259H100V258H99ZM103 259H104V258H103ZM126 259H127V258H126ZM129 259H130V258H129ZM147 259H148V258H147ZM180 259H181V258H180ZM197 259H198V258L196 257V259H194V261L197 260ZM221 259L223 260V258H221ZM66 260H67V259H66ZM78 260H79V259H78ZM109 260H110V259H109ZM116 260H117V259H116ZM138 260H139V259H138ZM143 260H144V259H143ZM160 260H161V258H160ZM174 260H175V259H174ZM216 260H218V259H216ZM231 260H232V259H231ZM243 260H245V259H243ZM247 260H248V259H247ZM67 261H68V260H67ZM84 261H85V260H84ZM84 261H83V262H84ZM91 261H92V260H91ZM97 261H98V260H97ZM97 261H96V262H97ZM106 261H107V260H106ZM117 261H118V260H117ZM128 261H129V260H128ZM169 261H170V260H169ZM191 261H193V260L191 259ZM206 261H205V262H206ZM225 261H226V259H225ZM232 261H233V260H232ZM237 261H238V260H237ZM241 261H242V260H241ZM43 262H44V261H42V264H43ZM62 262H63V261H62ZM64 262H65V261H64ZM71 262H72V261H71ZM96 262H95V263H96ZM98 262H99V261H98ZM104 262H105V261H104ZM104 262H103V263H104ZM107 262H108V261H107ZM119 262H120V261H119ZM152 262H153V260H152ZM165 262H166V259H165ZM167 262H168V261H167ZM173 262H174V261H173ZM177 262H178V261H177ZM201 262H202V260H201ZM209 262H210V261H209ZM227 262H228V260H227ZM242 262H243V261H242ZM250 262H251V260H250ZM100 263H101V261H100ZM100 263H98V264H100ZM103 263H101V264H103ZM122 263H123V262H122ZM194 263L196 264V262H194ZM206 263H207V262H206ZM213 263H214V262H213ZM223 263H224V261H223ZM228 263H229V262H228ZM251 263H253V261H252ZM64 264H66V263H64ZM81 264H83V263H81ZM88 264H90V263H88ZM109 264H110V263H109ZM112 264H113V261H112ZM114 264H115V263H114ZM125 264H126V263H125ZM146 264H147V263H146ZM161 264H162V263H161ZM168 264H169V262H168ZM172 264H173V263H172ZM176 264H177V263H176ZM204 264H205V263H204ZM209 264H210V263H209ZM231 264H232V263H231ZM239 264H240V262H239Z\"/></svg>",
    "mask_w": 264,
    "mask_h": 264
}]
</instances>
